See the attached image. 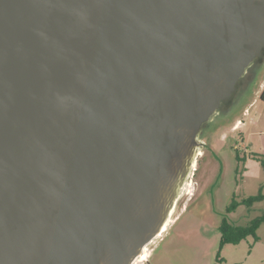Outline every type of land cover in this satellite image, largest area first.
Masks as SVG:
<instances>
[{
    "label": "water",
    "instance_id": "obj_1",
    "mask_svg": "<svg viewBox=\"0 0 264 264\" xmlns=\"http://www.w3.org/2000/svg\"><path fill=\"white\" fill-rule=\"evenodd\" d=\"M263 65L264 0H0V264H134Z\"/></svg>",
    "mask_w": 264,
    "mask_h": 264
},
{
    "label": "rangeland",
    "instance_id": "obj_2",
    "mask_svg": "<svg viewBox=\"0 0 264 264\" xmlns=\"http://www.w3.org/2000/svg\"><path fill=\"white\" fill-rule=\"evenodd\" d=\"M263 83L264 65L250 89L228 111L217 113L200 135L202 154L198 155L196 169L190 173L171 222L163 232L158 264H214L219 253L222 258L219 264L264 262V222L257 230L259 240L249 235L240 243H227L220 249L223 218L247 225L264 214V201L250 209L241 205L235 212L226 210L234 194L238 199L264 194V165L257 159L264 160V153L254 145L260 143L264 133ZM254 99L255 103L251 104ZM237 118L246 123L241 129L233 130ZM252 118L258 126L251 123ZM236 149L245 162L238 161Z\"/></svg>",
    "mask_w": 264,
    "mask_h": 264
},
{
    "label": "trees",
    "instance_id": "obj_3",
    "mask_svg": "<svg viewBox=\"0 0 264 264\" xmlns=\"http://www.w3.org/2000/svg\"><path fill=\"white\" fill-rule=\"evenodd\" d=\"M261 97L264 99V89L261 94ZM236 150H237L236 157L238 161L245 162V159L242 158L240 155V150L239 149H236ZM257 159H259L264 165V160L261 159V157ZM262 200H264V194L262 192L256 195H250V196H247L241 199H238L236 195L234 194L233 199L230 202V204L227 206L226 210H227V213H232V212H235L241 205L251 207L255 202L262 201ZM262 222H264V214L255 217L247 225H238V224L228 221L226 217L223 218L220 224V231H221L220 249H222L223 246L227 243H240L243 239H245L249 235H253L256 237V240H259V237L257 235V230L260 227ZM220 261H222V258L219 253L217 256V260L214 264H219Z\"/></svg>",
    "mask_w": 264,
    "mask_h": 264
},
{
    "label": "flooded vegetation",
    "instance_id": "obj_4",
    "mask_svg": "<svg viewBox=\"0 0 264 264\" xmlns=\"http://www.w3.org/2000/svg\"><path fill=\"white\" fill-rule=\"evenodd\" d=\"M253 73H254V71L253 70H250L247 73V75H246V79L252 80ZM256 73H258V72L256 71ZM255 78L251 81V84L254 83ZM251 207H248V208L250 209ZM163 236L164 235H163V232H162L160 234V236L157 237L158 238V241L156 240L157 239L156 238L155 240H153L151 242V243H155V245L152 248L149 246L151 243L146 246L145 250H147V255L145 256L144 259L138 261V262H140V264H158L159 263V260H160L159 259V257H160V248H161V244H162V241H163ZM138 262H136L135 264H138Z\"/></svg>",
    "mask_w": 264,
    "mask_h": 264
},
{
    "label": "crops",
    "instance_id": "obj_5",
    "mask_svg": "<svg viewBox=\"0 0 264 264\" xmlns=\"http://www.w3.org/2000/svg\"><path fill=\"white\" fill-rule=\"evenodd\" d=\"M264 86V83L262 84V88H264L263 87ZM255 100L256 99H254L252 102H251V104H253V103H255ZM248 109H249V107H247L246 108V110H245V113H247L248 112ZM245 121H243V120H241V118H237L236 119V121H235V124H237V127L236 126H234L233 128V130H239V129H241L242 128V126H244L245 125ZM251 123L254 125V126H258L259 125V123L255 120V119H253L252 118V121H251ZM234 124V125H235ZM255 145V147H257L259 150L262 148L263 150H262V152L264 153V133L262 132L261 133V141H260V143H256V144H254ZM246 151H248V152H250V149H247L246 148ZM261 151V150H260ZM250 195H253V194H249L248 196H250ZM246 197H247V195H246ZM241 199V198H240ZM262 201H264V200H262ZM261 201H258V203H260ZM257 202H255L253 205H252V207L251 208H253L256 204H258ZM245 206V205H244ZM240 207V206H239ZM237 211V210H236ZM231 264H240L239 262H237V261H232L231 262ZM262 264H264V262L262 263Z\"/></svg>",
    "mask_w": 264,
    "mask_h": 264
},
{
    "label": "bare ground",
    "instance_id": "obj_6",
    "mask_svg": "<svg viewBox=\"0 0 264 264\" xmlns=\"http://www.w3.org/2000/svg\"><path fill=\"white\" fill-rule=\"evenodd\" d=\"M202 154V152L200 151L199 152V155H201ZM196 165H197V160H196V162L194 163V166H193V168H192V170L193 169H195L196 168ZM191 192V190L190 191H187V193H190ZM169 225V224H168ZM167 228V227H166ZM164 232V231H163ZM160 236V235H159ZM147 255V250H145V252L138 258V260L136 261V262H138V261H140V260H142V259H144L145 258V256ZM135 262V263H136ZM134 263V264H135Z\"/></svg>",
    "mask_w": 264,
    "mask_h": 264
},
{
    "label": "built area",
    "instance_id": "obj_7",
    "mask_svg": "<svg viewBox=\"0 0 264 264\" xmlns=\"http://www.w3.org/2000/svg\"><path fill=\"white\" fill-rule=\"evenodd\" d=\"M235 126L237 127V124H235Z\"/></svg>",
    "mask_w": 264,
    "mask_h": 264
}]
</instances>
